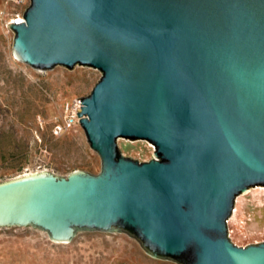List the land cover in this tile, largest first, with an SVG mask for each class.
Here are the masks:
<instances>
[{
  "label": "water",
  "instance_id": "95a60500",
  "mask_svg": "<svg viewBox=\"0 0 264 264\" xmlns=\"http://www.w3.org/2000/svg\"><path fill=\"white\" fill-rule=\"evenodd\" d=\"M23 18L10 23L21 61L102 71L78 112L102 170L1 182L0 227L67 242L120 231L179 264H264V241L228 227L237 197L264 186V0H31Z\"/></svg>",
  "mask_w": 264,
  "mask_h": 264
},
{
  "label": "rangeland",
  "instance_id": "374dc122",
  "mask_svg": "<svg viewBox=\"0 0 264 264\" xmlns=\"http://www.w3.org/2000/svg\"><path fill=\"white\" fill-rule=\"evenodd\" d=\"M30 3L0 0V183L45 168L58 175L73 170L99 173L102 160L84 128L78 126L55 136L54 124L56 117L59 121L62 116V103L90 94L103 73L86 65L38 70L21 61L13 50L15 32L10 22L18 13L22 16ZM118 142L127 156L139 161L154 157L152 142L124 138ZM239 196L238 214L228 226L232 240L243 246L264 241V186L252 187ZM135 262L179 264L154 257L126 232L80 229L67 242L52 240L47 230L32 225L0 227V264Z\"/></svg>",
  "mask_w": 264,
  "mask_h": 264
},
{
  "label": "built area",
  "instance_id": "2783aa9c",
  "mask_svg": "<svg viewBox=\"0 0 264 264\" xmlns=\"http://www.w3.org/2000/svg\"><path fill=\"white\" fill-rule=\"evenodd\" d=\"M20 15H21V13H18L15 18H21ZM21 19L24 20L23 15H22ZM81 103H83V101H82V98H80V96L75 97L73 99H71V98L67 99V116H66L67 131H69V130L71 131L78 126H80V127L82 126L81 123L79 122V119L81 116H79V114H78V112L82 111L81 106H83V104H81ZM58 117L59 116L56 117L55 124H54V135L55 136H57V134H58ZM153 147L155 148L154 144H153ZM42 170H47V169L45 168V169H37L35 171L34 170L26 171V172L18 175L17 177H21V176H24V175L32 173V172H39Z\"/></svg>",
  "mask_w": 264,
  "mask_h": 264
},
{
  "label": "bare ground",
  "instance_id": "6f19581e",
  "mask_svg": "<svg viewBox=\"0 0 264 264\" xmlns=\"http://www.w3.org/2000/svg\"><path fill=\"white\" fill-rule=\"evenodd\" d=\"M20 17L22 18L21 15H20ZM66 116H67V100H65L62 103V116L59 118V121H58V134H57V136L67 132ZM240 202H241V196L238 197V204H237L236 209L234 210V214H233L232 218L230 219V223H232V221L234 220V218L238 214ZM134 264H136V262Z\"/></svg>",
  "mask_w": 264,
  "mask_h": 264
}]
</instances>
